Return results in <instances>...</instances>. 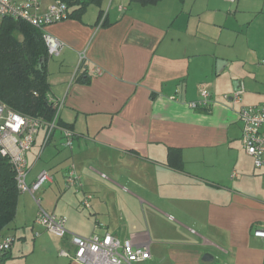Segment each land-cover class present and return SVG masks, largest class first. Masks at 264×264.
<instances>
[{"label":"crops","instance_id":"crops-1","mask_svg":"<svg viewBox=\"0 0 264 264\" xmlns=\"http://www.w3.org/2000/svg\"><path fill=\"white\" fill-rule=\"evenodd\" d=\"M257 21L264 27V0H101L83 11L71 3L68 18L46 28L65 44L46 62L60 124L46 146L43 127L27 155L28 183L50 174L36 197L67 218L70 235L36 224L39 205L20 192L0 234L14 239L5 263L79 264L61 255L74 253L71 236L98 234L132 238L150 252L139 264H264L255 236L264 230V169L241 166L238 176L231 154L242 142L239 112L256 99H243L238 82L241 101H232V59L221 46ZM203 87L210 107L191 109ZM73 165L78 190L66 188Z\"/></svg>","mask_w":264,"mask_h":264},{"label":"built area","instance_id":"built-area-1","mask_svg":"<svg viewBox=\"0 0 264 264\" xmlns=\"http://www.w3.org/2000/svg\"><path fill=\"white\" fill-rule=\"evenodd\" d=\"M48 5L44 0H0V27L8 18L16 21H24L44 32V39L48 48L49 57L58 56L65 44L46 33L50 25L60 23L69 16V1L78 0H50ZM236 3L237 0H227ZM106 14H104V17ZM86 58L85 53L80 56V64ZM95 73L102 74V69L97 68ZM79 76V68L74 78ZM243 90H237L232 101L239 104ZM229 99V96H226ZM56 113L54 120L50 123L41 118H32L10 109L0 100V154L8 157L16 175L18 189L22 193H29L39 205V211L35 223L43 226L48 232L65 238L70 235L67 229L68 220L65 216H56L41 207V200L36 193L52 180L50 174L42 172L31 184L27 178L29 165L28 153L32 150L36 138L43 127L47 128V135L44 141L46 146L50 141L53 131L58 128V120L63 107V102L53 99L49 95ZM211 93L203 87L201 99L189 103L191 109L210 107ZM243 124L242 144L246 153L253 158L255 168L264 169V105L242 107L239 112ZM67 137V145H71L72 132L64 130ZM83 186L75 166H71L66 177V188L76 190ZM91 196H86L84 205L90 207ZM255 236L264 238V230L255 232ZM14 239L12 237H0V264L5 263V256L10 251ZM71 243L74 253L63 250L61 255L68 257L79 264H139L150 258L147 249L140 248L134 244L132 238L119 240L111 235L100 236L94 234L91 237L71 236Z\"/></svg>","mask_w":264,"mask_h":264},{"label":"trees","instance_id":"trees-1","mask_svg":"<svg viewBox=\"0 0 264 264\" xmlns=\"http://www.w3.org/2000/svg\"><path fill=\"white\" fill-rule=\"evenodd\" d=\"M101 0L69 1L83 11ZM153 5L161 0H133ZM49 59L44 32L24 21L6 19L0 27V100L10 109L50 123L56 110L49 100ZM60 124V122H59ZM20 191L8 157L0 154V234L15 219Z\"/></svg>","mask_w":264,"mask_h":264},{"label":"rangeland","instance_id":"rangeland-1","mask_svg":"<svg viewBox=\"0 0 264 264\" xmlns=\"http://www.w3.org/2000/svg\"><path fill=\"white\" fill-rule=\"evenodd\" d=\"M50 2V0H44L45 5ZM257 22L252 25L250 30H245V33L237 41L235 40L233 45L227 48L221 46L232 59L229 70L230 77L233 79L232 84L235 82L244 84L242 98L245 100L254 98L256 105H264V27L259 21ZM231 154L234 160L235 174L238 176L241 175V166L256 169L253 158L245 155L246 151L242 142L239 146L233 147ZM253 182L256 183L254 180L249 183Z\"/></svg>","mask_w":264,"mask_h":264},{"label":"water","instance_id":"water-1","mask_svg":"<svg viewBox=\"0 0 264 264\" xmlns=\"http://www.w3.org/2000/svg\"><path fill=\"white\" fill-rule=\"evenodd\" d=\"M225 63H226V62H225V61H222V60H219V61H218L217 64H218V72H219V73L221 72V69L226 65ZM237 85H239V83H238V82H235V83H234V88H235V90H237ZM206 258H207V256H206ZM206 258H205V259H206Z\"/></svg>","mask_w":264,"mask_h":264}]
</instances>
